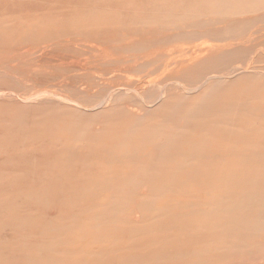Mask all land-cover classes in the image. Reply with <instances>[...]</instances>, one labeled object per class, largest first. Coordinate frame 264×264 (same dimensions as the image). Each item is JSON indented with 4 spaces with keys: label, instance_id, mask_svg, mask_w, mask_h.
I'll use <instances>...</instances> for the list:
<instances>
[{
    "label": "rangeland",
    "instance_id": "1",
    "mask_svg": "<svg viewBox=\"0 0 264 264\" xmlns=\"http://www.w3.org/2000/svg\"><path fill=\"white\" fill-rule=\"evenodd\" d=\"M181 1L0 0V264H264V0Z\"/></svg>",
    "mask_w": 264,
    "mask_h": 264
},
{
    "label": "bare ground",
    "instance_id": "2",
    "mask_svg": "<svg viewBox=\"0 0 264 264\" xmlns=\"http://www.w3.org/2000/svg\"><path fill=\"white\" fill-rule=\"evenodd\" d=\"M183 1H185V0H183ZM183 1H181L180 3H183L184 4V2ZM200 1V0H199ZM198 1V2H199ZM208 1V0H207ZM187 2V1H186ZM196 2V1H195ZM195 2L193 3V4H195ZM216 2V1H215ZM217 2H218V0H217ZM174 3H176V2H174ZM191 3V2H190ZM203 3V2H202ZM210 3V2H209ZM209 3H207V4H209ZM214 3V2H213ZM220 4V3H219ZM218 4V5H219ZM185 5V4H184ZM183 5V6H184ZM187 5H189V3L187 4ZM186 5V6H187ZM212 5V4H211ZM155 6H157V5H155ZM174 6H176V5H174ZM194 6V5H193ZM216 6V5H215ZM153 7V6H152ZM180 7H182V6H180ZM189 7V6H188ZM191 7H192V5H191ZM156 8V7H155ZM174 8V7H173ZM179 8V7H178ZM187 8V7H186ZM190 8V7H189ZM160 9H161V7H160ZM165 9H166V7H165ZM236 15V14H235ZM210 21H213L212 19H210ZM217 21V20H216ZM228 23L229 24H231V23H233V20H231V21H228ZM261 32V28H259V27H256V28H254V29H252L250 32H249V34L248 35H245L244 34V36H242V37H239V42L238 43H235V46H231V44L229 43H227V44H223L222 46H215L214 48H210V50H204V51H202V52H199V53H196V52H192V53H190L187 57H185V58H183V59H181V60H176L173 64V68H181L182 67V70L187 66V65H189V67H191L192 66V64H194V63H196L197 61H199L200 59H203V58H206V57H210V56H212L213 54H215L217 51H219V50H221V49H231V48H234V47H243L244 45H245V43L246 42H248L253 36H256V35H258L259 33ZM235 37V36H234ZM61 45V44H60ZM59 46V45H58ZM153 53H148V54H146V55H142V54H137V55H134V56H131V58L128 60V59H126L127 61H130L131 63H132V65H134L135 64V62L138 60V61H140V66H151L153 63H154V61L152 60V57H153ZM125 60V59H124ZM10 65V64H9ZM11 66V65H10ZM127 67H130V66H127ZM188 67V68H189ZM183 72H184V70H183ZM212 77H213V75H212ZM122 78V77H121ZM136 81V80H135ZM139 81V80H138ZM131 82V81H130ZM132 83V82H131ZM130 83V84H131ZM116 84V83H115ZM126 84H128V83H126ZM129 85V84H128ZM131 85H133V84H131ZM111 86V85H110ZM130 86V85H129ZM113 87V86H112ZM125 87H126V85H125ZM124 87V88H125ZM115 88V87H114ZM117 88V87H116ZM120 87H118L117 89H119ZM131 88V87H130ZM137 88V87H136ZM197 88V87H196ZM110 90V89H109ZM43 93V92H42ZM190 93V92H189ZM35 95V94H34ZM23 100V99H22ZM174 100L175 99H172L171 97H169V100L167 101V102H169V103H174ZM169 103H165L167 106L169 105ZM165 105V106H166ZM166 106V107H167ZM128 111H129V113H127L128 111H126L125 110V112L123 111V110H115L114 112V115L115 116H119V117H121L123 120H125V121H127V122H129L130 123V125H131V127H139V124H142V122H139L138 121V119L140 118V114L138 113V111H136L135 109H131V108H126ZM149 113H150V111H148V114L147 115H149ZM192 113H193V111L191 112V111H187V110H184V111H182V118L183 119H187V118H189L188 116H191L192 115ZM146 115V116H147ZM137 121L139 122V124L137 123ZM99 124H101V128L100 129H98V130H96L97 132L93 135V137H92V140H96V141H101L102 140V136H103V132L107 129V123L106 122H100ZM131 132L132 131H130V130H124V133L123 134H121V135H129L130 136V140H132V137H131ZM113 134H115V133H113V132H110V134H109V136H107V137H109L110 139L113 137ZM119 135H115L114 136V138L115 137H118ZM135 140V139H134ZM127 143H131V145H132V142L131 141H128ZM132 147H133V145H132ZM133 152V149H131V153ZM81 182V181H80ZM78 184V183H77ZM82 185V184H81ZM91 185V184H90ZM73 187V186H72ZM90 188H91V186H90ZM138 213L139 214H142V211H140L138 208H136V209H134V214H135V216H137L138 215ZM119 216V215H118Z\"/></svg>",
    "mask_w": 264,
    "mask_h": 264
}]
</instances>
